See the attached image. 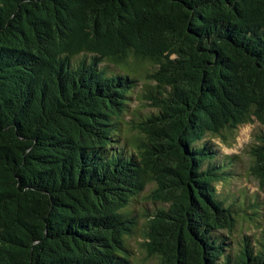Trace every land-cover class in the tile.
<instances>
[{
	"label": "trees",
	"instance_id": "trees-1",
	"mask_svg": "<svg viewBox=\"0 0 264 264\" xmlns=\"http://www.w3.org/2000/svg\"><path fill=\"white\" fill-rule=\"evenodd\" d=\"M144 62L152 112L124 121ZM253 119L264 0H0V264H132L124 210L148 185L156 264H264V230L233 254L215 237L235 214L205 142ZM253 138L264 191V129Z\"/></svg>",
	"mask_w": 264,
	"mask_h": 264
},
{
	"label": "rangeland",
	"instance_id": "rangeland-1",
	"mask_svg": "<svg viewBox=\"0 0 264 264\" xmlns=\"http://www.w3.org/2000/svg\"><path fill=\"white\" fill-rule=\"evenodd\" d=\"M101 68H104L109 74H123L122 69L106 61H103ZM152 70L154 68L144 62L133 71L137 86L131 92L124 121L142 118L152 112L143 100L145 85H153L151 82H147L144 77ZM263 129L264 127L253 119L252 123L240 126L233 132L223 133V140L211 137L205 139L210 152L215 155L213 162L222 165L228 173L227 180L216 186L219 199L235 214L232 232L220 231L215 234L219 242L223 243L226 249L225 254L235 253L245 240L249 241L251 245L257 244L260 241L261 232L264 230V191L259 189L256 179L249 171L251 159L248 155V146L254 142L253 136ZM153 188L152 185H148L139 196L130 201L124 210L131 217L137 219L136 233L126 239L132 264H156V260L148 257L141 248L142 239L139 235L145 222L142 215L151 214L161 207L147 199Z\"/></svg>",
	"mask_w": 264,
	"mask_h": 264
}]
</instances>
